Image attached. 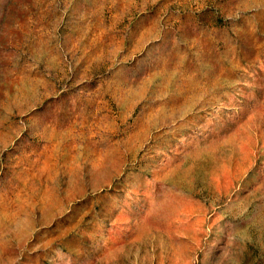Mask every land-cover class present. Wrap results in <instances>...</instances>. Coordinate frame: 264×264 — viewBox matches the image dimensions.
Returning <instances> with one entry per match:
<instances>
[{"label": "rangeland", "instance_id": "rangeland-1", "mask_svg": "<svg viewBox=\"0 0 264 264\" xmlns=\"http://www.w3.org/2000/svg\"><path fill=\"white\" fill-rule=\"evenodd\" d=\"M0 264H264V0H0Z\"/></svg>", "mask_w": 264, "mask_h": 264}]
</instances>
